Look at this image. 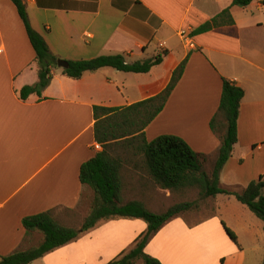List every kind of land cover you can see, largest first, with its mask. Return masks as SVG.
Instances as JSON below:
<instances>
[{
	"label": "crops",
	"instance_id": "0c3cea01",
	"mask_svg": "<svg viewBox=\"0 0 264 264\" xmlns=\"http://www.w3.org/2000/svg\"><path fill=\"white\" fill-rule=\"evenodd\" d=\"M25 2L33 29L59 60L123 55L134 63L162 52L167 55L148 74L104 68L74 80L58 68L43 98L32 95L22 101L21 89L38 82V65L15 6L0 0V260L43 241L40 232L25 230L26 217L51 211L62 225L82 227L94 192L80 182V168L102 151L95 140L94 107L124 108L157 96L186 59L183 77L165 109L146 129L147 140L163 135L182 138L205 157L203 170L211 174L224 132L220 128L215 133L210 124L226 79L242 88L245 96L238 142L221 171L220 185L243 192L260 177L264 181V2L232 7L233 26L204 34L195 31L233 0ZM117 155L123 158V192L152 185L141 155L131 151ZM249 160L258 161L252 170L245 169ZM195 217L182 214L169 221L145 252L162 264H245L238 231L254 234L246 227L245 214L222 222L237 243L223 224L206 220L193 224ZM147 228L141 219L103 220L32 264H109L132 249Z\"/></svg>",
	"mask_w": 264,
	"mask_h": 264
},
{
	"label": "trees",
	"instance_id": "16d2710c",
	"mask_svg": "<svg viewBox=\"0 0 264 264\" xmlns=\"http://www.w3.org/2000/svg\"><path fill=\"white\" fill-rule=\"evenodd\" d=\"M10 1L25 26L38 65V82L23 87L19 93L20 99L26 101L32 95L41 99L51 84L53 71L59 68V58L53 55L45 39L33 29L25 0ZM253 1L255 0H233L229 8L200 26L195 34L233 26L235 21L231 8H247ZM166 55L167 52H162L154 58L134 63H128L123 55L69 61L68 68L63 69V75L79 80L86 73H94L104 68H113L125 73L148 74L162 64ZM187 62L188 59L173 71L169 85L157 96L124 108L94 107L95 140L102 147V151L85 162L79 174L80 182L94 192L89 216L80 229L62 225L51 211L24 218L22 222L25 230L29 233L40 232L43 241L29 250L2 258L0 264H32L49 252L75 241L81 233L93 229L99 222L120 218L141 219L148 228L137 238L132 249L122 253L109 264H137L139 261L143 264H162L145 252L149 241L172 219L198 209L201 201L181 202L163 213L152 212L139 200L123 203V158L116 155L118 151H131L141 155L148 176L162 190L174 193L196 189L201 200L216 198L218 195L233 196L264 222L263 176L252 182L243 192L224 189L220 185L221 171L232 157L234 146L238 142L240 107L245 96L242 88L223 79L219 110L210 126L215 133L219 134L220 128L224 133L220 134L221 147L211 174L203 170L205 157L195 152L182 138L163 135L153 141L147 140L146 129L165 109L183 77ZM223 226L229 237L237 243L236 235L224 223Z\"/></svg>",
	"mask_w": 264,
	"mask_h": 264
},
{
	"label": "rangeland",
	"instance_id": "374dc122",
	"mask_svg": "<svg viewBox=\"0 0 264 264\" xmlns=\"http://www.w3.org/2000/svg\"><path fill=\"white\" fill-rule=\"evenodd\" d=\"M163 74L165 75L166 72ZM257 163L258 161L249 160L245 169L252 170L257 165ZM216 198L214 197L201 200L199 191L196 189L171 193L169 191L167 192L164 190H159V187H157L154 183L146 187V189H127L125 192H123L122 196L123 202L132 200L144 201L146 204H148L151 210L157 213H162L171 206L181 202L200 200V207L187 213L196 214L197 217L194 218L193 224L206 220L205 222L207 223H217L222 227V222H224L223 219H225L226 222H231L230 216L236 217L245 214L244 218L246 219V227L248 228L249 226L254 234L252 236L251 232L241 233V231H238L241 242H243V246L245 247L243 252V261L245 264H263L264 222L253 212H251L248 207L242 206V204H240L236 198L229 200V198L224 195H220ZM71 225L76 226L73 223Z\"/></svg>",
	"mask_w": 264,
	"mask_h": 264
},
{
	"label": "water",
	"instance_id": "95a60500",
	"mask_svg": "<svg viewBox=\"0 0 264 264\" xmlns=\"http://www.w3.org/2000/svg\"><path fill=\"white\" fill-rule=\"evenodd\" d=\"M69 64L67 61L59 60L58 61V67L61 69H66L68 68Z\"/></svg>",
	"mask_w": 264,
	"mask_h": 264
}]
</instances>
